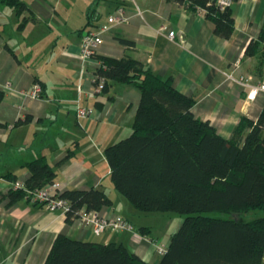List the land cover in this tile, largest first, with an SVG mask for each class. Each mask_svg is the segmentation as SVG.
<instances>
[{"label": "crops", "instance_id": "obj_1", "mask_svg": "<svg viewBox=\"0 0 264 264\" xmlns=\"http://www.w3.org/2000/svg\"><path fill=\"white\" fill-rule=\"evenodd\" d=\"M36 19L26 20L0 3V264H43L56 235L76 240L125 246L149 264L159 255L146 240L165 249L182 218L154 217L164 212L136 210L110 180L104 149L132 131L140 101L139 89L117 81L94 92L99 60L84 58L80 40L87 30L107 24L117 0H21ZM123 21L102 34L99 57L138 60L181 94L194 99L192 114L207 121L228 139L241 117L256 119L264 92L247 99L248 89L226 77L235 62L237 73L264 82V0L230 4L233 31L228 38L214 33L203 11L191 12L175 0H126ZM173 31L183 43L170 39ZM260 34L263 39L259 40ZM118 38L133 42L132 48ZM40 93L31 96L34 85ZM76 104L91 107L89 117L76 119ZM26 118H28L26 120ZM20 120L18 125H14ZM44 156L55 171L53 183L68 189L104 191L111 203L100 216L120 215L141 238L128 231L95 236L60 210H49L25 198L10 199V174L25 183L24 164ZM153 214V215H151ZM162 221L158 230L155 221ZM242 219V218H241ZM145 238V239H144Z\"/></svg>", "mask_w": 264, "mask_h": 264}, {"label": "trees", "instance_id": "obj_2", "mask_svg": "<svg viewBox=\"0 0 264 264\" xmlns=\"http://www.w3.org/2000/svg\"><path fill=\"white\" fill-rule=\"evenodd\" d=\"M175 1L187 11H203L213 22L216 35H231L229 6L220 9L217 0ZM0 3L18 17L27 13L30 21L36 20L21 0ZM25 20L22 17L19 26ZM118 40L133 47L130 40ZM95 58L100 62L97 77L105 79L104 90L109 82L117 81L140 91L131 133L104 149L114 188L138 211L184 216L158 264H264V216L249 221L237 217L264 210V106L254 120L241 117L230 137L224 139L207 121L193 116L194 99L179 93L169 79L154 75L127 55ZM24 167L30 176L23 188L10 189L12 200L24 198L25 190L41 189L55 180V171L44 156L27 161ZM7 178L15 182L14 176L8 174ZM58 196L68 202L67 223L82 212L98 211L111 203L108 195L96 188L68 189ZM43 264L149 263L121 244L58 234Z\"/></svg>", "mask_w": 264, "mask_h": 264}, {"label": "built area", "instance_id": "obj_3", "mask_svg": "<svg viewBox=\"0 0 264 264\" xmlns=\"http://www.w3.org/2000/svg\"><path fill=\"white\" fill-rule=\"evenodd\" d=\"M120 4L114 9V11L108 16L107 24L101 25L97 30L85 31L80 40V52L84 58H95L96 50L102 43V34L109 31L110 27L114 24L123 21V8L122 3L126 0H117ZM232 3V0H217V4L220 9H224ZM170 39L176 38L179 43H183V36L176 35L173 31L168 33ZM99 62V61H98ZM100 64V62H99ZM239 69L238 62H235L231 69L225 73L228 80L244 88L248 89L247 99H253L256 94L264 92V82L253 83L252 76L246 74L237 73ZM105 79L103 77H95L94 79V92L100 93L104 90ZM40 87L38 84L34 85L31 96H37L40 93ZM94 113L91 107H84L76 104L74 115L76 119L89 117ZM24 183L15 181L11 183L10 189L12 191L23 188ZM61 192L60 185L58 183H52L44 186L41 189L25 190L26 196L24 197L30 203H45L49 210H60L63 214L67 210V200L60 198L58 194ZM78 223L89 230V232L95 236H99L108 232L128 231L135 238H141V235L135 231L133 225L120 215L114 214L110 217L100 216L97 211H91L88 213H81L78 218ZM145 239V238H144ZM159 255H163L165 248L157 241L149 240Z\"/></svg>", "mask_w": 264, "mask_h": 264}, {"label": "rangeland", "instance_id": "obj_4", "mask_svg": "<svg viewBox=\"0 0 264 264\" xmlns=\"http://www.w3.org/2000/svg\"><path fill=\"white\" fill-rule=\"evenodd\" d=\"M153 215V214H151ZM154 215H163V216H154V217H172L171 220L173 221L172 223H174L176 220L174 217H180V218H184V216L182 215H179L177 213H173V212H164L163 214H154ZM211 215L213 216H217V217H222V218H229L230 217V214H224V213H211ZM240 217L242 218V220L244 221H249V220H252L254 218H258V217H262L264 216V210H252V211H248L247 213H243V214H240V215H237V217ZM159 219H157L155 221V226L158 230H162L163 228V223L162 221H158Z\"/></svg>", "mask_w": 264, "mask_h": 264}]
</instances>
